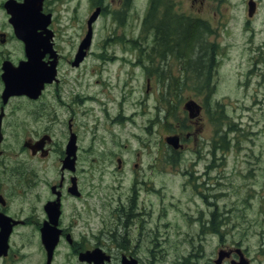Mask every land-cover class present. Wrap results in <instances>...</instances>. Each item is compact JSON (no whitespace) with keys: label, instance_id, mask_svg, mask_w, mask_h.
<instances>
[{"label":"flooded vegetation","instance_id":"obj_1","mask_svg":"<svg viewBox=\"0 0 264 264\" xmlns=\"http://www.w3.org/2000/svg\"><path fill=\"white\" fill-rule=\"evenodd\" d=\"M9 1L21 5L25 0H0V234L3 227H10L7 254L0 257V264L19 259V251H15L14 247L17 243H23L26 235L32 236L43 248L47 264L43 244L46 225L55 228L58 234L52 264H56L61 247H66L67 253L60 264H95L94 261L81 260V254L95 250L101 253L103 260L97 261L100 264H166L170 241L162 236L158 223L154 227L152 201L146 197L141 199L142 195H151L155 191L151 179L137 173L143 166L141 153L136 152V159L121 156L114 161L116 147H110V158L90 159L93 145L89 144L94 142L90 141L89 136V116L97 120L95 128H99L101 123L100 116L90 115L96 112V106L88 104L91 102L100 107L107 117L104 123L126 124L131 120L127 109H132L134 116L138 103L137 99L131 101L129 92L121 94V86L127 87L132 81L142 78L146 83L147 100L150 94L157 100L154 108L156 118L151 120V124L159 125V130L165 132L162 138L168 153L149 162L147 173H153V166H160L159 171L163 173L180 164L181 152L188 149L192 132H185L184 126L169 131L171 106H177V103L170 104V100L175 101L177 89H182L189 80L193 77L196 80L199 75L195 66L184 60L187 34L190 38H199L192 42L194 63L199 62L201 53L205 54L206 59L212 54L214 63L216 47L208 48L206 45L210 41L211 31L206 28L202 15L210 10L211 0H83L86 8L80 16V2L67 7L72 0H44L43 12L51 14L48 31L38 29L33 34L38 36L39 42L47 43L50 50L40 49L39 67L42 73L38 81L42 88L38 94L31 93L35 97L29 93H16L17 82L13 84L12 93H6L4 76L7 70L17 71L21 64L28 61L26 42L11 23V15L6 7ZM141 4L145 7L140 28L143 26L142 32L148 29L151 37L149 44L143 48L138 47L136 34ZM62 6L66 7L63 11L66 15L62 12ZM93 16L94 20L90 23ZM103 17L109 19L108 30H105V36L102 34L105 39L98 49L106 53L107 44L114 40L122 44L126 53L135 57L134 61L123 59L115 70L108 68L107 71L89 63L97 24ZM90 29L91 45L77 60L81 44ZM168 39L171 43L165 47L164 42ZM165 53L169 54L165 56ZM99 57L102 61L99 64L105 63L103 56ZM54 70L51 82L45 81L42 85L41 76L48 77ZM104 72H117L116 81L106 83L110 94L105 99L117 107L113 116L108 115L102 94H89L82 81L91 74L105 77ZM23 74L15 72L13 79L16 81L19 78L18 83H21ZM124 74L126 80L122 82L121 75ZM100 85L101 80H96L94 86ZM197 88L200 89L199 86ZM199 89L194 96L184 100L197 101L196 97L201 95ZM131 91L133 96L136 88ZM181 99L178 100L179 104ZM201 115L202 112L194 119L188 116V124H198ZM133 124L136 127L135 121ZM93 136L96 134L92 133ZM170 136L179 139V150L168 144ZM214 159L205 163L203 175L207 176L216 167ZM113 165L115 167H110ZM198 165V162H191L183 172L192 185L198 176L195 170ZM129 170H132L130 175ZM95 171H98V177L91 179L90 173ZM111 171L117 172L114 176L119 185L110 190L112 194H106L108 198L103 194L98 197L95 191L99 189L98 185L103 184L104 175ZM219 177L222 178L221 173L216 176L217 179ZM209 181L212 184L211 179ZM204 185V190L217 199V193L212 191L222 189L223 185ZM203 200L212 208L208 212L201 210L199 219L195 221L200 228L199 236L192 237L187 244L186 240L177 243L181 248L175 250L174 264H217L219 257L221 260L218 264H255L260 256L264 258L261 245L256 244L252 249L247 237L229 240L219 237L212 256L201 263V236L209 228L213 230L225 224L228 218L227 211H221L216 202ZM258 212H264L262 201ZM164 214L162 212L158 219ZM155 228L157 231H154ZM164 245L167 249L163 248Z\"/></svg>","mask_w":264,"mask_h":264},{"label":"rangeland","instance_id":"obj_2","mask_svg":"<svg viewBox=\"0 0 264 264\" xmlns=\"http://www.w3.org/2000/svg\"><path fill=\"white\" fill-rule=\"evenodd\" d=\"M247 1L211 0L210 10L202 14L206 28L211 31L210 41L206 45L208 48H213L216 43L219 49L215 58L217 62L211 69L212 90L201 86V79L199 82L193 77L182 89L181 87L177 89L178 96L175 101L170 100V104L177 103V106H171L169 131L184 126L185 132H192V138L188 141V149L181 152L180 164L177 163L163 173L159 171L160 166H153V173H147L149 162L168 155V153L162 138L165 132L159 130V125L151 124V120L156 118L154 108L157 100L153 99V94H150L147 100L146 83L142 78L132 81L127 87L121 86L120 93L129 92L131 101L137 99L138 103L137 113L134 116H132L134 113L132 109H127L126 112L131 120L126 124L104 123L107 117L105 118L104 113L100 111V107L91 102L88 104L96 106V112L90 115L100 116L101 123L99 128H95L94 124L97 120L89 116V133L91 134L89 136L90 141L94 142V144H89L93 145L90 159L110 158L112 153L110 147H116L117 154L114 156V161L116 157L121 156L136 159V152L141 153L143 166L142 170H137V173L144 178L151 179L155 189L154 193L142 195L141 199L146 197L152 201L154 227L158 223L162 236L170 241V254L166 264H174L175 250L181 248L177 243L180 244L182 240H186L187 244L192 237L199 236L200 228L195 221L199 219L201 210L208 212L209 208H212L205 204L203 199L207 202H216L221 211L224 209L227 211L226 217L229 219L227 218L225 225L222 224L216 228L219 229L217 234L212 233L210 228L204 231V235L201 236L203 237L201 263L208 261L212 256L214 245L219 237H225L228 240L247 237L252 244V249L256 244H260L264 250V212L262 214L258 212L259 203L261 201L264 203V0H256L257 10L252 18H248ZM79 2L78 16L86 8L83 0H72L66 5L72 7ZM144 4L139 6L136 20L139 48L146 47L151 39L148 29L142 32L143 26L140 28L144 16ZM61 9L63 12L66 7L62 6ZM108 21L107 17H103L97 24L93 53L89 60L93 66L101 67V69L103 67L107 71L108 68L115 70L125 58L131 61L135 59L125 52L122 44L114 40L107 44L106 53L98 49L103 45L105 38L102 34L106 35ZM194 39L199 40L195 37L192 41ZM167 46L169 44H166ZM142 53L146 54L145 51ZM99 55L103 56L105 63L99 64L102 62ZM205 57V54L201 53L200 60L207 67L206 60L209 58ZM189 59L191 60L185 61L196 64L192 57L189 56ZM104 73L106 78L91 74L88 79L82 81L89 94H102L104 98L102 102H105L103 104L108 109V115L113 116L116 114L117 107L105 99L110 94L106 89V83L115 82L117 72ZM203 73H208V70L205 69ZM125 77V74L121 75L122 82L126 80ZM98 79L101 80V85L96 87L94 84ZM196 83H199L201 89V95L196 98L204 106V110L198 124H188V115L184 109L187 100L184 99L195 95L196 90L199 89L195 87ZM132 88H136L133 96ZM207 96L210 98L209 101H206ZM181 97L179 104L178 100ZM213 117H220L224 119V122L221 124L216 122L215 126ZM134 121L136 127L133 124ZM92 133L96 136L92 137ZM194 134H196L195 137ZM212 158H215L216 167L208 172L207 176L203 175L205 163ZM191 162L199 163L195 168L198 176L193 185L188 182L189 177L183 173L186 171L185 167L190 166ZM95 167L102 168L101 166ZM116 173L111 171L104 175L103 184L98 185L99 189L95 191L98 197L103 194L108 198L106 194H112L110 190L118 187L119 181L114 176ZM131 173L132 170H129L128 174ZM219 173L222 174V178L217 179L216 176ZM90 174L91 179L98 177V171ZM205 183L206 186L216 183L223 185L222 189L212 191V193H217V199L204 190ZM162 212L165 214L158 219L160 215L162 216ZM154 231H157V228ZM196 245L198 246L197 243ZM163 248L167 249L165 245ZM14 250L19 251V259L14 262L9 261L8 264H45L46 262L43 248L30 235H26L23 243L15 244ZM65 253H67V248L61 247L56 264H60ZM255 264H264L263 256H260L259 260L256 259Z\"/></svg>","mask_w":264,"mask_h":264},{"label":"water","instance_id":"obj_3","mask_svg":"<svg viewBox=\"0 0 264 264\" xmlns=\"http://www.w3.org/2000/svg\"><path fill=\"white\" fill-rule=\"evenodd\" d=\"M43 0H25V3L18 6L14 3H9L6 5L8 12L11 14V23L14 26L15 31L18 35L25 40L26 42V54L28 56V61L21 64L19 70L12 71L7 70L6 75L4 76L6 82V93L10 94L13 91V84L17 82L16 85V93H29L31 97H35V95L31 94L35 92L38 94L41 92V88L39 86V78L42 73V69L39 67L40 60V49L44 48V50H50V46L47 43H41L38 41V37L33 34L34 31L38 29H46L47 25L50 22V15H45L42 12ZM254 3L252 1L249 2V16L252 17L254 14ZM94 20V16L91 18L90 23ZM91 29L82 42L80 51L78 54V59L82 58L85 53V49H87L91 44ZM48 40V39H47ZM54 68V66H53ZM17 72L22 75V82H20L19 78L16 81L13 79V74ZM54 72L48 77L41 76V84L43 85L45 81L51 82V78L54 76ZM21 78V77H20ZM41 85V86H42ZM185 109L190 113V117L194 118L198 116L200 113V107L194 102L189 101L185 104ZM167 142L170 146L175 149L180 147L179 139L176 136H171L167 139ZM55 228L49 227L46 225L43 229V243L45 249L48 253V261L47 264L51 263L54 249L58 242V234L54 231ZM10 231V227L2 229L0 234V257L5 256L7 254L8 245L7 238ZM99 251L87 252L81 254V260L92 262L95 264L97 261H102V257L100 256ZM220 262V261H219ZM244 264V262L242 263Z\"/></svg>","mask_w":264,"mask_h":264},{"label":"trees","instance_id":"obj_4","mask_svg":"<svg viewBox=\"0 0 264 264\" xmlns=\"http://www.w3.org/2000/svg\"><path fill=\"white\" fill-rule=\"evenodd\" d=\"M191 36H189L188 34L186 35V50H185V53L183 54L184 55V60H187V61H189V60H191V59H189V56L190 57H192L193 56V53H189V52H191V49H193V44H191L190 45V43H192L193 41H192V38H190ZM171 43V40L170 39H168V41H165L164 42V46L166 47V44L168 45V44H170ZM169 53H165V56H167ZM200 55V54H199ZM211 59H212V57H211ZM200 62H198V63H196V64H191V65H193V66H195V71L197 72V73H199V75H198V80H199V82H200V79H201V81H202V83H201V86H203V87H208L209 89H210V91L212 90V88H211V84H210V80H211V69H212V64H211V60L210 59H208V60H206L207 62H210L209 64H210V66H207V67H205V65H203V63H202V60H199ZM187 63H190V62H187ZM212 63H213V60H212ZM208 64V65H209ZM205 69H207L208 70V73H203L204 71H205ZM187 85V84H186ZM209 96H207L206 97V101H209ZM222 117H224V116H222ZM212 120H214V122H215V126H216V122H219L220 124L221 123H223L224 122V119H222V118H220V117H213L212 118ZM230 127V126H229ZM218 230L219 229H213L212 231H214V232H218Z\"/></svg>","mask_w":264,"mask_h":264},{"label":"bare ground","instance_id":"obj_5","mask_svg":"<svg viewBox=\"0 0 264 264\" xmlns=\"http://www.w3.org/2000/svg\"><path fill=\"white\" fill-rule=\"evenodd\" d=\"M214 188H215V187H214ZM208 189H209V188H208ZM211 190H212V189H211ZM213 190H214V189H213ZM219 198H220V197H219ZM218 210H219V209H218ZM211 215H212V214H211ZM219 224H220V223H219ZM225 224H226V223H225ZM225 224H224V225H225ZM234 228H235V227H234Z\"/></svg>","mask_w":264,"mask_h":264}]
</instances>
